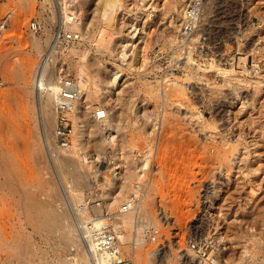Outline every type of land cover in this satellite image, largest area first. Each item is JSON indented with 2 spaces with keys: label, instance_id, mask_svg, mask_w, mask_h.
Masks as SVG:
<instances>
[{
  "label": "rangeland",
  "instance_id": "1",
  "mask_svg": "<svg viewBox=\"0 0 264 264\" xmlns=\"http://www.w3.org/2000/svg\"><path fill=\"white\" fill-rule=\"evenodd\" d=\"M185 1L120 0L104 21L101 0H77L81 23L66 28L83 38L49 64L58 81L62 66L87 81L66 147L56 100L43 122L49 91L36 79L54 0H0L10 19L0 38V209L11 212L0 219V264H90L84 235L105 221L135 264H192L191 241L206 243L205 264H264V0H206L199 28L181 40ZM138 181L141 222L120 210ZM151 224L156 242L143 233Z\"/></svg>",
  "mask_w": 264,
  "mask_h": 264
},
{
  "label": "built area",
  "instance_id": "2",
  "mask_svg": "<svg viewBox=\"0 0 264 264\" xmlns=\"http://www.w3.org/2000/svg\"><path fill=\"white\" fill-rule=\"evenodd\" d=\"M57 2L61 6L62 3L65 6V12H63V20L65 23H72L77 20L79 15L77 11V0H57ZM205 5L206 0L185 1L178 32L181 40L189 38L199 28L205 12ZM9 26V16L0 19V38H3ZM29 29L32 33H38L42 30V24L38 19L34 18L29 23ZM82 38L83 32L79 28L68 29L55 27L54 34L48 47L44 51L39 67L42 61H47L48 64L59 61L69 51L70 46L79 42ZM58 73L60 76V91L56 104L58 114L56 136L67 147L69 146L70 137L73 134V120L71 115L74 111L75 101L78 98L79 88L77 79L70 69L62 66L59 67ZM95 115L96 118L103 119L105 117V109L101 108L97 110ZM144 188V184L138 181L135 185V191L120 207L121 212L135 210L137 213L138 211L137 221L140 222L146 218V206L143 204L145 199ZM143 233L146 238H150V240L156 242L160 235V229L156 225L151 224L144 229ZM215 235H217V231H213L210 238H214L213 236ZM85 241L88 246L90 241L95 243V249L90 251L92 255H96V252L102 255V260L100 262L97 261L95 264H135L134 259L125 256L120 237L110 223L93 230L89 239H85ZM205 244V242L201 245L191 241L190 248L193 254H190V259H192V264H196L199 261L202 263L204 258L211 257L210 255L206 256L207 248H205ZM219 250L220 247L216 246V251ZM152 253L159 254V250H153Z\"/></svg>",
  "mask_w": 264,
  "mask_h": 264
},
{
  "label": "bare ground",
  "instance_id": "3",
  "mask_svg": "<svg viewBox=\"0 0 264 264\" xmlns=\"http://www.w3.org/2000/svg\"><path fill=\"white\" fill-rule=\"evenodd\" d=\"M120 0H101L100 4H99V14H100V18L104 21L106 20H110V18H113V15H115L116 13V8L118 7V4H119ZM236 2L238 3V5H241L243 4L244 6H248V7H251L253 5V2L254 0H236ZM54 4L56 5L55 9H56V18H57V21H56V28H60V27H64L66 28L67 27V24H71V23H65L64 20H63V12H65V6H63V3H62V6L57 2V0H54ZM174 4V3H173ZM206 7V5H205ZM183 8H181V12H183ZM176 9V8H174ZM177 10V9H176ZM205 14V12H204ZM73 23V22H72ZM81 23V20H80V13L78 15V18L76 21H74V24L75 25H80ZM249 27V26H248ZM68 29H75V28H68ZM80 29V28H79ZM258 48L257 47H252L250 48L249 50H257ZM187 63L189 64V61H191L192 57H191V54L189 52V54L187 53ZM193 61V60H192ZM258 66V65H257ZM255 70L257 71V73H261L260 71L262 70H259L258 67L255 68ZM236 73V72H235ZM37 86L38 87H45V86H48V91L47 93L48 96L46 97H42L41 98V107L43 108V112H44V116H43V122L46 126H48V118L46 117L47 116V105L51 102V100L53 101L56 100V103H55V111H56V115H57V120H58V114H57V109H56V104L58 102V99H59V91H60V80L58 81L57 79H55V75L53 74V71L50 70L49 68V64L47 61H42V63L40 64V68L38 70V74H37ZM48 80V81H47ZM87 81L85 80H80V82H77L78 84V88H79V93H78V98H81L82 94L84 93L85 90H87L88 86H87ZM56 98V99H55ZM77 98V99H78ZM76 99V101H77ZM75 101V102H76ZM74 108L75 109H79L80 108V104L79 102L77 101V103L74 105ZM101 108H98L97 110H99ZM107 116V113H106V110H105V117ZM50 120V119H49ZM57 120H56V125H57ZM101 128L103 130H106V132L112 136L113 133H114V130L112 129L111 125L108 124L107 122H103L101 124ZM55 133H56V127H55ZM144 164H146V160H144ZM75 171V170H74ZM76 176V173L74 174ZM1 182V181H0ZM3 187L0 185V188ZM71 187V186H70ZM66 189V188H65ZM71 190V189H70ZM72 192V191H71ZM15 194V193H14ZM6 196V195H5ZM4 198V197H3ZM34 204V203H33ZM4 206V205H3ZM2 206V207H3ZM52 210V209H51ZM134 210H131L127 213H133ZM14 212H12L13 214ZM16 213V212H15ZM58 213V212H57ZM126 213V214H127ZM136 213V212H135ZM138 213V211H137ZM11 215V212L10 211H6L4 209H0V219L2 218H5L7 216ZM129 215V214H127ZM54 217V216H53ZM56 218V217H54ZM133 216L130 214L129 216H126V218H122L124 224H128L130 223V221H133L132 220ZM109 218H107L106 220H108ZM46 221V220H45ZM57 222V221H56ZM45 223V222H43ZM47 223V222H46ZM58 223V222H57ZM95 224H100L102 223L101 220L97 221V222H94ZM5 224V222H4ZM104 224H108L107 221H105L102 225H99L97 227H93L94 229H90L89 231H86V232H90L89 234H86L84 235V239H89V236L90 234L92 233L93 230H96L98 228H101ZM42 224H40L41 226ZM57 225V224H56ZM56 225H54V223H52V221H49V226H47V230L49 231H54V229H56ZM37 226V225H36ZM43 226V225H42ZM41 228V227H40ZM43 228V227H42ZM58 228V226H57ZM96 228V229H95ZM113 228L115 229V231L117 232V234L119 235L118 231L116 230V228L113 226ZM68 230V229H67ZM65 230L63 232V234L61 235V238H63L66 242H69L72 238H71V235L69 233V231ZM46 231V230H45ZM7 232V231H6ZM9 234V233H8ZM86 237V238H85ZM120 238H122V235L120 234L119 235ZM138 242V240L136 241ZM95 249V243L93 241H90L89 242V246H88V252H89V255H84L82 257V262L83 263H88L90 261V264H95L97 261L100 262L102 260V255L98 254L96 252V255H92L90 251H93ZM189 250H191V248H189ZM192 251V250H191ZM89 257V258H88ZM161 257V256H160ZM68 262V261H67ZM205 263H208L206 260H203L202 263L200 264H205Z\"/></svg>",
  "mask_w": 264,
  "mask_h": 264
}]
</instances>
